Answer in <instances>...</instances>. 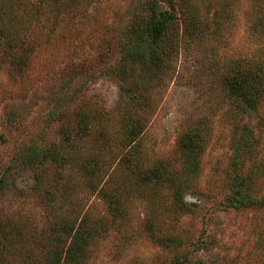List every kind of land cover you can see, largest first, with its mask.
<instances>
[{
    "label": "rangeland",
    "instance_id": "374dc122",
    "mask_svg": "<svg viewBox=\"0 0 264 264\" xmlns=\"http://www.w3.org/2000/svg\"><path fill=\"white\" fill-rule=\"evenodd\" d=\"M146 2L42 0L27 63L0 54V264L65 256L66 222L89 236L82 264H264V88L246 107L224 81L264 74V0H172L178 41L158 58ZM128 109L143 123L131 148Z\"/></svg>",
    "mask_w": 264,
    "mask_h": 264
},
{
    "label": "trees",
    "instance_id": "16d2710c",
    "mask_svg": "<svg viewBox=\"0 0 264 264\" xmlns=\"http://www.w3.org/2000/svg\"><path fill=\"white\" fill-rule=\"evenodd\" d=\"M53 2L55 6L60 4V0H53ZM0 3V9L3 8L11 12L9 15L3 12L0 15V54L4 61H17L18 66L16 65L15 67H18L17 69L20 70L23 67L22 65L27 63L31 23L35 20L42 21L48 18L47 13L49 11H45L42 0H38L39 10L35 11L28 10L26 6L28 0H12L15 9L18 10L17 14H13V10L9 9L7 6L8 4L3 3L2 0H0ZM145 6L148 11V17L141 27L151 40L152 46L149 49V53L153 58L167 56L172 41H178L179 27L176 22L178 19L177 15L180 13L179 6L177 2L173 3L172 0H147ZM125 54L126 57L132 61H140L142 59L134 43H130L125 48ZM260 71L261 70L258 71V67L247 70L236 68L235 72L224 79L225 85L228 86L229 93L241 99L246 107L256 106L262 95L264 74L262 76ZM125 114L123 122L124 137L121 142L122 146L131 148L143 129V123L139 118L134 117L129 109ZM84 121L83 119L81 123L78 124L81 130L87 128ZM197 143L194 135L185 136L181 140V144L190 151L196 149ZM83 163V167L87 172L93 173V167H90L92 165L86 160ZM161 171V168H154L153 170L144 172L141 177L144 179H159L160 177L162 178ZM101 180H103V178ZM246 197L247 196L242 192L240 183L235 191L234 201L236 203H247ZM248 199L249 201H255L250 200V198ZM64 225L66 229L68 228L64 238V245L65 243L66 245L68 244L66 254L62 256V250H58V247L53 244L54 248L47 256L48 264H82L83 243L85 242V236L87 238L89 236L83 235L81 238L79 232L73 234L74 225L69 226V222L64 223Z\"/></svg>",
    "mask_w": 264,
    "mask_h": 264
}]
</instances>
